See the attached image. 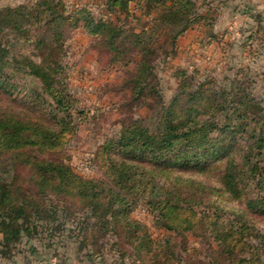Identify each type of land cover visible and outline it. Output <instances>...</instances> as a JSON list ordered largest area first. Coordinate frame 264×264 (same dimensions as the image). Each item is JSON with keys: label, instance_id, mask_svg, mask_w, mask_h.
<instances>
[{"label": "trees", "instance_id": "trees-1", "mask_svg": "<svg viewBox=\"0 0 264 264\" xmlns=\"http://www.w3.org/2000/svg\"><path fill=\"white\" fill-rule=\"evenodd\" d=\"M99 1L102 16L66 0L0 5V264L37 254L33 241L66 262L69 252L99 258L110 243L139 264H264V102L253 80L198 82L179 72L166 102L159 59L208 17L195 0ZM134 5L149 17L141 31L121 22ZM79 29L96 40L100 62L126 68L130 101L150 98L156 108L152 123L124 122L96 148L99 179L65 155L86 119L65 63L67 34ZM252 39L262 45L261 29L246 45ZM139 205L170 235L154 237L131 217Z\"/></svg>", "mask_w": 264, "mask_h": 264}, {"label": "rangeland", "instance_id": "rangeland-1", "mask_svg": "<svg viewBox=\"0 0 264 264\" xmlns=\"http://www.w3.org/2000/svg\"><path fill=\"white\" fill-rule=\"evenodd\" d=\"M25 1L0 0V5H16ZM66 1L72 8L87 5L96 16L107 13L99 6V0ZM195 1L199 12L208 20H202L179 39L175 55L166 61L159 59L157 72L164 100L169 102L178 91L180 79L177 74L186 71L198 82L215 79L219 84L225 82L226 77L234 78L236 75L244 80H253L255 94L264 102V42L260 46L257 39H252L250 45H246L252 32L261 29L264 34V0ZM132 14L127 19L124 14L121 15V22L128 29L141 31L149 17L135 5ZM258 15H262L260 22L255 19ZM212 34L216 39H211ZM258 48L260 52L256 51ZM24 51L26 53L27 50ZM65 63L72 94L79 107L86 112V119L78 124V132L66 147L67 162L83 177L99 179L104 174L97 167L96 148L118 131L124 122L139 119L144 120L146 125L152 123L156 113L155 102L148 98L132 103L130 91L123 88L126 68L100 62L96 40L81 29L67 34ZM131 217L146 224L154 237L169 234L157 227L155 214L147 206H137ZM190 239L202 251L197 257L203 259L206 249L202 247V241L191 235ZM104 241L107 240L102 239L100 244ZM30 245L37 246L39 252L32 254L24 250L11 260H2L1 264H139L133 257L120 259L114 252L117 247L113 248L110 243L102 249L103 254L99 258H78L69 252L71 258L68 262L54 248L41 249L36 241ZM188 258L186 254L182 255V259Z\"/></svg>", "mask_w": 264, "mask_h": 264}]
</instances>
